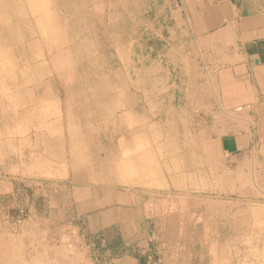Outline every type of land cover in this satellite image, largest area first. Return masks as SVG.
Segmentation results:
<instances>
[{"label":"rangeland","instance_id":"374dc122","mask_svg":"<svg viewBox=\"0 0 264 264\" xmlns=\"http://www.w3.org/2000/svg\"><path fill=\"white\" fill-rule=\"evenodd\" d=\"M174 6L0 0V194L32 189L25 219L0 211V264H264V196L197 170L170 95ZM60 184L92 193L67 203ZM109 207L130 212L102 226Z\"/></svg>","mask_w":264,"mask_h":264},{"label":"crops","instance_id":"0c3cea01","mask_svg":"<svg viewBox=\"0 0 264 264\" xmlns=\"http://www.w3.org/2000/svg\"><path fill=\"white\" fill-rule=\"evenodd\" d=\"M173 2L161 56L170 95H186L197 170L225 193L264 196V0Z\"/></svg>","mask_w":264,"mask_h":264},{"label":"trees","instance_id":"16d2710c","mask_svg":"<svg viewBox=\"0 0 264 264\" xmlns=\"http://www.w3.org/2000/svg\"><path fill=\"white\" fill-rule=\"evenodd\" d=\"M56 191H61L62 194L65 196V202L72 201V197L74 198V194L78 193H92L91 189L87 188H82L78 187L76 185H58V187H55ZM32 199V189L28 187L25 183L23 182H15L14 183V191L10 193H4L0 194V211L4 212L6 216L10 219L11 222H18L23 219H25L27 216L30 214L29 207L27 205V200ZM40 203V204H39ZM42 201L41 199L37 201L36 207L41 208ZM40 205V206H39ZM116 212V213H114ZM123 212L129 214L130 209L127 208H122V209H114L113 207L105 208L98 214H93L94 217L95 215H98L99 217H102L101 219L103 221H106V223H102L101 225L107 226V222L109 223L110 221H113L114 219V214H116L119 218ZM100 225V226H101ZM108 229V228H105ZM81 231L85 234L86 239L92 236L91 233H89V228L86 226H83L81 228ZM103 230H100L97 232L98 235L102 234ZM122 236H119L112 242L108 243L107 249L108 253L106 254H119L121 252V248L123 247V243H125ZM153 243V242H152ZM104 251V249H103ZM146 256H141L140 257V264H146Z\"/></svg>","mask_w":264,"mask_h":264}]
</instances>
